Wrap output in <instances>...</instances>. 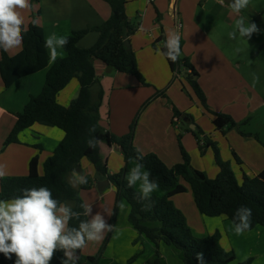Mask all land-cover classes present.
<instances>
[{"label":"crops","instance_id":"crops-1","mask_svg":"<svg viewBox=\"0 0 264 264\" xmlns=\"http://www.w3.org/2000/svg\"><path fill=\"white\" fill-rule=\"evenodd\" d=\"M149 1L127 0L126 14L132 22L138 23L139 28L134 35L130 36L129 41L136 54L138 68L151 86H142L134 76L119 73L108 68L101 61H95L94 66L104 89L100 124L116 136L125 135L129 132V125L133 122L137 111L149 100L150 103L146 106L139 120L142 122L141 136L138 138L139 131H136V137L133 138L134 146L139 148L143 154L153 153L168 166H173L182 161L180 147H177V134L179 132L182 136L183 147L190 155L191 163H193L194 152L198 155V143L193 136V132L198 128L195 123L196 113L202 112L204 116L208 117V120H211L209 121L211 124L214 123L216 127H221L217 129L222 130L224 119L216 114H223L222 112L227 111V114L224 115H235L238 108L247 112V94L249 96L256 94L239 69L244 67V63L252 66L251 59L257 60V58L252 56L247 61L249 53L264 48V26L257 25L259 31L248 40L239 37L238 32L236 39H230L228 33L233 31L235 21L241 16L250 23L257 21V19H263L264 0H250V2H257V4H249L244 10L247 16L243 14V10L239 15L234 14L229 4L221 3V0ZM57 2L59 0H52L54 4ZM34 7L32 5L31 11ZM110 15L111 8L103 0H72V3L70 2L64 7L63 14H57V18L53 19L65 18L66 23L60 26V23L53 22L55 29H52V34L68 36L73 31L96 27L104 23ZM221 15H224V18H221ZM28 18L30 21V16L26 19ZM215 20H217L218 25L215 24ZM24 22L25 25L28 23L26 20ZM177 23L182 25L180 29L182 52L180 58L188 59L196 68L199 74L197 80L206 95L208 110L201 104L187 78L191 70L185 67L183 62L173 70L169 61L158 51L163 50L166 34L174 29ZM44 31L46 35V30L44 29ZM98 37V32L91 31L79 41L78 47L88 49L97 42ZM21 49L22 45L8 51V53L15 55ZM61 57H64L63 53L61 49H58L57 58ZM52 64L53 62H50L49 67ZM48 68L45 69L46 74ZM43 76V71H41L22 78L7 91L4 90L0 77V164L6 166L7 175L5 177L28 175L29 164L34 157L38 158L39 169L42 173L44 162L53 155L58 144L64 138L65 133L58 128L35 124L20 134V144L4 148L5 140L16 122L13 113H18L24 109L29 97L34 95L32 90L37 87L39 81H43ZM23 80L26 83H23ZM24 86H27L28 89L26 96L22 95L23 98L20 100L9 98V100L6 99L5 102H1L2 99L10 96L11 90H19L20 87L22 89ZM78 91L79 83L72 80L59 93L58 102L62 106H69L77 96ZM156 92L163 94L156 98L158 96L154 95ZM256 96L258 97L257 94ZM219 97H225L227 100ZM216 99L219 103L216 102ZM175 111L181 114L180 117H174ZM231 119L234 122L239 121L234 116ZM219 120L222 121L221 124ZM225 121L230 128L229 120ZM183 123L187 127L184 132L180 128ZM215 126H212L211 132L207 128L204 131L205 137L212 141H215L218 134L213 133ZM145 131L147 133L154 132L158 135H146L144 134ZM226 137L230 145L229 150L232 152L234 149L241 161L251 169L250 172H247L248 175H258L263 171L264 146L260 141L252 140L249 137L242 139L240 135H235L233 132ZM152 143L154 147H151ZM157 146L159 151L154 150ZM100 156L110 174L119 172L124 165L123 153L115 151L113 146L100 143ZM81 164H83L86 175L91 177L88 178L90 180L88 189H86L91 197H97V193L102 194L103 192L113 194L115 189L111 183L103 192L93 191L95 187H98V182L101 180L98 179L96 170L94 169V171L89 164L84 163L83 160ZM132 166L131 164L130 168ZM83 169L81 167L79 174H82ZM71 188L79 195L75 188L72 186ZM188 192L187 202L193 206L192 214L194 217L192 226H188L194 236L205 238L218 234L221 247L225 251H232L235 254V260L230 264H240L248 259H253L250 264H264L263 227H256L251 231L237 235L232 221L222 217L202 215L196 206V196L192 191ZM163 195L162 192V195L156 196ZM98 200L89 202L92 208ZM68 204L72 206L71 203ZM177 206L184 214L182 205L177 203ZM101 207L97 211L104 214L110 223L111 217H107ZM106 208L113 213L114 205ZM127 213L129 216V209H127ZM117 223L116 219L100 264H127L133 255H135L133 256L135 260L132 264H147L155 255L156 248L154 245L145 237L140 236L129 221L123 226H118ZM105 237L106 234L94 247H88V242L82 252L88 256L97 255ZM159 252L162 264H183L177 253L170 247L162 244Z\"/></svg>","mask_w":264,"mask_h":264},{"label":"trees","instance_id":"trees-1","mask_svg":"<svg viewBox=\"0 0 264 264\" xmlns=\"http://www.w3.org/2000/svg\"><path fill=\"white\" fill-rule=\"evenodd\" d=\"M103 1L111 8L110 17L99 26L71 32L67 36L69 43L63 48L65 56L57 58L50 67L48 50L44 47L46 35L40 24L38 26L32 25L31 22L24 24L27 31L23 33L22 49L17 54L10 55L0 49V77L5 89L11 88L18 80L49 67L40 94L31 96L21 112L13 113L16 122L5 140L4 148L20 144V134L35 124L58 128L65 133L53 155L44 162L42 173L38 158L34 157L30 161L28 175L0 179V200L21 195V189L24 188L47 187L55 199L61 203H71L74 211L82 213L83 208L80 206L83 201L73 191L68 179L73 170L81 171V162L87 159L96 170L98 179L108 180L114 186L115 204L110 219L113 228L119 206L126 201L130 206L129 223L140 236L145 237L156 248L154 257L147 264H162L159 252L162 244L172 248L183 264H199L198 253L203 254L204 264H230L235 260L234 252H227L221 247L218 234L205 238L194 236L184 214L174 205L172 198L187 192V186L183 184L186 183L196 196V206L202 215L222 217L233 222L236 210L246 206L252 210L251 226L247 231L256 227L264 228V169L258 175H248L243 167L244 163L233 151L242 177L239 182L231 165L221 160L216 143L204 137L203 140H198L199 150L202 155L205 154L206 149L213 148L216 164L219 167V173L215 178L210 179L204 172L194 169L191 166L190 155L181 144L179 147L182 161L172 167L153 153L143 154L144 159L141 162L151 172V178L158 182L159 189L164 195H152L150 202L138 199L139 191L135 187H127L125 180L132 164L130 159L137 154V148L133 144L135 127L132 125L130 132L124 136H116L100 124L99 111L104 98V89L97 77L94 62L98 60L112 70L130 74L142 86L147 87L151 84L140 72L134 50L125 46V41L129 40L139 28L126 14L127 0ZM32 2L39 3L40 0H32ZM91 31L98 32L97 42L88 49H80L79 41ZM168 61L173 70L181 62L191 70L187 78L201 104L208 110L207 98L198 83L199 74L196 68L186 58H179L175 63ZM72 80H77L79 83V91L70 105L65 107L58 102V95ZM180 115L175 111L174 117ZM216 115L236 126L231 117L224 114ZM93 126L96 131L90 134L89 129ZM200 132L202 131L199 130ZM90 135L108 146L119 144L123 148L124 165L119 172L109 173L100 156V144L94 149L87 146ZM261 143L264 146V142ZM87 180L89 183L90 179ZM88 183L82 185V188L88 189ZM148 203H151L152 207L150 210H145V205ZM86 219L88 217L81 215L79 220L72 219L69 226L77 227L80 221ZM111 235L112 231L107 234L95 256H88L82 252V249L78 250L77 264H99ZM62 258L63 252L56 251L50 264H61ZM15 259L14 254L12 259H7L3 253H0V264H15ZM134 260L135 257H132L127 264H132ZM251 262L252 259H248L240 264Z\"/></svg>","mask_w":264,"mask_h":264},{"label":"clouds","instance_id":"clouds-1","mask_svg":"<svg viewBox=\"0 0 264 264\" xmlns=\"http://www.w3.org/2000/svg\"><path fill=\"white\" fill-rule=\"evenodd\" d=\"M250 0H230L229 6L234 14L239 15L246 9ZM30 0H0V49L8 52L19 48L23 42L24 18L21 9H30ZM32 25L38 26L39 19H33ZM177 23L166 34L164 49L158 50L167 60L175 63L180 58L181 29ZM259 29L255 23L246 22L241 16L235 21L233 31L229 32L230 39L239 37L250 39ZM69 43L67 36H57L55 33L45 38L44 47L48 50L49 61L55 62L58 49L65 48ZM259 82V76L252 73V86ZM96 131L95 126L89 133ZM101 140L90 135L87 140L89 148H96ZM136 156L130 159L132 167L125 180L127 187L139 186L138 199L151 201L152 194L159 189L157 181L151 178V172L141 162L144 159L142 151L137 148ZM7 175L6 166L0 164V178ZM73 188L88 183L87 177L72 171L68 179ZM21 195L8 200H0V253L5 258L12 259L14 254L15 264H50L54 252L62 251L61 264H77L78 250L87 246L88 242H97L104 238L106 233L113 231V225L108 223L105 215L96 212L93 215L91 204H82L83 212L74 211L72 206L61 203L53 197L47 187H33L21 189ZM124 207L123 204L120 205ZM151 203L145 205V210H150ZM107 217L112 212L106 207H101ZM88 217L79 222L77 227H70L72 219L79 220L80 216ZM90 217V218H89ZM252 210L246 206L239 207L233 216L234 231L237 235L243 234L251 226ZM199 264H204L203 254H197Z\"/></svg>","mask_w":264,"mask_h":264},{"label":"rangeland","instance_id":"rangeland-1","mask_svg":"<svg viewBox=\"0 0 264 264\" xmlns=\"http://www.w3.org/2000/svg\"><path fill=\"white\" fill-rule=\"evenodd\" d=\"M70 2L72 3V0H59V2H57L56 4L52 3V0H40L39 3H34V2H32V0H30L31 5L35 6L33 8V11H31V8L30 9H21L18 11H20L21 15L24 18V21L26 20V22L29 21V18L26 19L28 16H30L29 22H31L33 19L38 18L39 24L41 26H44V29L46 30V37H48L52 34V29H55V28H53V26H54L53 22L60 23V26H63L66 23L65 18H61L59 20H53V19L57 18L56 17L57 14H63L64 7L69 5ZM250 4H257V2L253 1V2H250ZM244 10H243V14L245 16H247V14L244 12ZM38 11H40V14H38ZM263 16H264V12L262 13V17ZM221 18H224V15H221ZM28 23H26V25ZM132 23L134 25H138V23H134V22H132ZM253 23H255L256 25L264 26V18L263 19H257V21H255V22L253 21ZM215 24L218 25L217 20H215ZM61 51L63 53V56H65V52L63 51V49H61ZM244 54H246V53H244ZM59 56H61V55H59ZM252 56H254L253 58H257V60L251 59V65L252 66L244 63V67H242V69L240 68L239 71L244 74V77L247 79L250 86L255 91V93L258 95V97L256 96V94H253L252 96H249L247 94L248 111L245 112L244 110H241L240 108H238L235 115H229L231 117L234 116L237 120H239L238 122H235L236 126H232V124H231V126L229 128L228 125H226L227 121L224 120V127L222 130H219L217 128H221V127H216L215 124L213 123V121H212L213 124H211L209 122L211 120H208V117L204 116V114L202 112L196 113V115H195V123L198 126V128L195 131L196 132L195 134L193 132V134H194L193 136H194V139L196 140V142L198 143L197 144L198 145V151H197L198 155H196V152H194L193 161H192L193 163H191V166L198 168V169L199 168L202 169V170H200V169L199 170L204 172L208 176V178H210V179H213L217 176V174L219 173V167L216 164L215 152H214L212 147L209 149H206L205 154L201 155V153H200L198 140L199 139L203 140V138L205 137V134L204 133L202 134V132L205 131V128H207L211 132L212 126L213 125L215 126L214 127L215 130L213 133L216 132L218 134L216 135V139L214 142L216 143V147L220 153L221 160L223 162H228L231 165L232 169L236 173V176H237L239 182H241V178H242L241 174H240L241 172H240V168H239L238 164L235 162V158L232 154L233 151L234 152H236V151L234 149H232L233 150L232 152L229 150L228 147L230 145H229V141H228L226 136L230 133L232 134V132H233V133H235V135H240L242 137V139L244 137H247V138L249 137V138H252V140H255V141L260 140L261 142H264V48L263 49L260 48L257 51H251L249 53V57L247 58V61ZM42 71H43V75H44L43 81H39L37 87H35L32 90L34 92L33 93L34 95H31V96L39 95L42 87L45 84L46 70L44 69ZM252 73H255L259 76V82L255 85V87L252 86ZM97 77L99 79V82H101L98 75H97ZM23 81H24L23 83H26L25 80H23ZM4 90L7 91L9 89H4ZM27 93H28L27 86H24L22 89L20 87L19 90L13 89L10 92V96L5 97L4 99L1 100V102L2 103L5 102L6 99L9 100V98L20 100L21 98H23L24 95L26 96ZM162 94L163 93H161V92H159V94H157V92H156L154 95H158V96H156V98H158V97H161ZM31 96L29 97V99L31 98ZM219 98H223V99L227 100L225 97H219ZM103 100H104V98H103ZM216 102L219 103L217 99H216ZM149 103L150 102L148 100L137 111L136 115L134 116L133 122L130 123L131 125H129V128H128L129 132H130V128L132 125H134V127H135L134 132H133V138L136 137V134H137L136 131H139L138 138L141 136L142 122L141 121L139 122V120H140L142 114L144 113L146 106ZM102 104H103V101H102ZM102 104H101V107H102ZM12 106H13V104H12ZM101 107H100V111H99L100 122H101V118H102L101 117V110H102ZM222 113L227 114V111H224ZM219 122L221 124L222 121L219 120ZM180 128H181V130L183 129V132H184V130L185 131L187 130V127L185 126L184 123H183V125L181 124ZM199 130H201L202 132L199 133ZM222 131H225L226 132L225 134H227V135L225 136V134ZM145 132H144V134L150 135V136L151 135H156V136L158 135L157 133H154V132H150V133H147V132L145 133ZM244 134H246V135H244ZM248 134H250V135H248ZM122 136H124V135H122ZM181 138H182V136L178 132V134H177L178 146L176 143V146L178 148H179L180 144L183 146V142L181 141ZM149 139L152 140V138H149ZM151 147H154L153 143H152ZM157 148H158V146L154 150L159 151ZM171 148H172V146H171ZM83 162L89 164L90 167H92V169L94 170L92 164L87 159H84ZM169 164H172V163H169ZM81 167L83 169V164H81ZM170 167H172V166H170ZM243 167H244L246 173L251 171V169L248 167V165L243 164ZM79 172H81V171H79ZM79 172H77V173H79ZM82 175L86 176L87 178H91L90 176L86 175V172L84 169L82 170ZM183 184L187 186V191H191L190 187L186 183H183ZM135 188L139 191L138 185L135 186ZM75 189L77 190V192L79 194L78 196L82 199L83 204H89V202L94 201V200L96 201V200H98V198H100L98 200V202L95 205H93V215L96 212H98L97 209L100 206H102V207L109 206V208H110L112 205L115 204V191L111 195L108 194V192H103L102 194L97 193V197L96 196L91 197L89 192H87L88 190L82 189V185L78 186ZM93 191H99L98 187H95V190H93ZM153 194L162 195V192L160 189H158ZM188 198H189V192L188 193L185 192L183 194H179V195L174 196L172 198V201L176 207H178L177 203L182 205V209L184 210V214H185L187 223L189 226H192V221L194 219L193 214H192L193 206L191 204L190 205L188 204V202H187ZM121 204H123L124 207L119 208V214L117 217V221H118L117 225L118 226H123L124 224H126V222L128 221L127 209L130 210V206L126 201H123ZM178 209H180V208L178 207ZM107 234L108 233H106V236H107ZM96 244H98V241L97 242H89L88 247H94V246H96ZM133 256H135V255H133ZM252 261H253V259H252ZM100 262H101V259H100ZM100 262H99V264H100Z\"/></svg>","mask_w":264,"mask_h":264},{"label":"water","instance_id":"water-1","mask_svg":"<svg viewBox=\"0 0 264 264\" xmlns=\"http://www.w3.org/2000/svg\"><path fill=\"white\" fill-rule=\"evenodd\" d=\"M224 3L229 4L230 0H222ZM125 46L127 48L131 47L130 41L126 40L125 41ZM113 148L115 149V151H119V152H123V148L119 145V144H114ZM109 181L108 180H101L98 182V189L99 191L103 192L108 186H109Z\"/></svg>","mask_w":264,"mask_h":264},{"label":"built area","instance_id":"built-area-1","mask_svg":"<svg viewBox=\"0 0 264 264\" xmlns=\"http://www.w3.org/2000/svg\"><path fill=\"white\" fill-rule=\"evenodd\" d=\"M150 1H154V0H150ZM150 1H149V2H150ZM221 3H224V2L221 0Z\"/></svg>","mask_w":264,"mask_h":264}]
</instances>
